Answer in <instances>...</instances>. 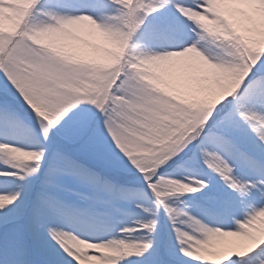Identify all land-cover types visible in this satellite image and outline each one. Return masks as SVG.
Instances as JSON below:
<instances>
[{"label": "snow or ice", "instance_id": "1", "mask_svg": "<svg viewBox=\"0 0 264 264\" xmlns=\"http://www.w3.org/2000/svg\"><path fill=\"white\" fill-rule=\"evenodd\" d=\"M0 264H264V0H0Z\"/></svg>", "mask_w": 264, "mask_h": 264}]
</instances>
